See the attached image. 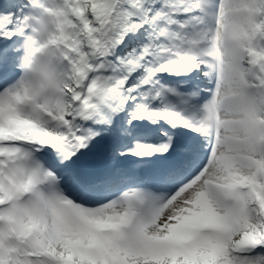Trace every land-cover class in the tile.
<instances>
[{"label": "snow or ice", "instance_id": "1", "mask_svg": "<svg viewBox=\"0 0 264 264\" xmlns=\"http://www.w3.org/2000/svg\"><path fill=\"white\" fill-rule=\"evenodd\" d=\"M0 264H264V0H0Z\"/></svg>", "mask_w": 264, "mask_h": 264}]
</instances>
